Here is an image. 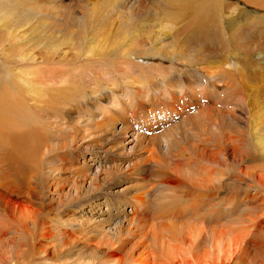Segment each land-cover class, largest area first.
<instances>
[{
  "label": "rangeland",
  "instance_id": "rangeland-1",
  "mask_svg": "<svg viewBox=\"0 0 264 264\" xmlns=\"http://www.w3.org/2000/svg\"><path fill=\"white\" fill-rule=\"evenodd\" d=\"M2 1H12L31 14L27 20L28 28H35L33 36L37 37L36 40L46 37L53 41L57 38V42L62 40L61 42L65 45L60 49L61 51H72V55H77L75 56L77 60L73 61L74 65L63 64L65 71L72 70L71 74L60 73L57 75V81L77 77L78 80H72L67 84V89H77V94L73 98L86 108L80 114L70 115L71 118L60 115L55 119L51 116V112H46L47 109L43 112L40 110L45 106L43 103L31 114L35 120L32 125L37 130L38 124L43 123L39 118L43 119L46 128L44 134L48 135L47 148L43 149L39 157L44 165L41 189L43 188L45 214H42L41 222L45 226V234L52 235L50 238L49 235L47 236L41 248L47 244L52 246L50 249L55 248V253L58 251L57 257L52 252L54 256L46 260L44 256H38L39 261L34 264H154L151 252L156 242L152 239L160 241L158 238L161 236L163 240L166 236L167 224L171 225L170 231L175 232V237L179 233H183L182 236L186 237L187 230L193 228L191 230H194L195 234H191L196 237L195 240L198 239V244L201 242L199 252L194 251L198 258L193 253L191 257L190 254L189 258L185 257L181 252L178 255L180 258L183 256L199 264H221V262L231 264L234 260V264L263 263L264 250L261 253L252 250L250 253L252 257L242 262V257L238 256L235 248L239 240L238 235H242L240 232L232 236L226 233V237L222 239L224 242L216 240L213 242V247L204 245L208 238L206 234V237L203 235L202 229L205 228L202 227L205 226L210 230L213 227L211 225L213 221L209 220V223H205L207 217H201L207 216L202 210L203 205L204 207L206 205L205 202L215 205L214 207L217 208L214 209L219 212H224L223 209L228 208L231 211L232 207L234 208L232 199L237 192H243L245 188L252 196L256 192L255 187H258L251 186L250 179L239 173L241 169L232 165H240L241 153L234 148L240 134L242 132L264 133V78L261 76L256 80L253 73L255 57L259 56L260 52H264V0H175L177 7L165 12L160 10V4L166 3L167 0L161 3L159 0H0ZM218 7L221 9L219 10ZM32 9L36 13L32 12ZM134 10H141L145 15L150 16L147 22L148 28L134 38L122 39L123 17ZM218 16L221 17L218 18ZM94 18L98 24L101 23L94 24L95 28L99 26V30L96 28L97 32L94 27H90L96 22ZM100 19L102 21H99ZM82 28H86V31ZM194 31L199 38L188 46L187 40H190ZM83 32L86 39L82 41ZM78 38L82 41L78 45L79 51L75 47ZM120 42L123 43L118 46ZM111 44H114V48L110 49L112 51L109 50L113 46ZM69 48L70 50H66ZM130 48L138 52L150 51V54L153 51H162V55L155 58L150 56V63L145 66L144 62L134 60L132 56L110 57L112 63L109 65V70L107 68L105 71L106 66L97 64L106 62L109 54L104 57L90 54L91 51L101 54L109 52L113 54L115 51H120V55H128L133 53L129 50ZM186 49L192 56V63L190 57H181L178 60L176 57L174 60L169 55L170 51H186ZM38 51V49L30 51L32 52L30 56L34 57L33 53ZM28 52L20 51L24 56ZM167 52V56L163 55ZM20 53L19 51H0V73L6 70L4 63L9 55L11 54L9 59L17 61ZM143 54L144 52H141L137 56L142 57ZM195 54L196 57L197 54L199 56L195 58ZM14 56L15 58L12 59ZM231 58H236L243 69L241 71L238 69L237 73L231 71L230 74H235L237 77L229 79V77L221 76L220 71L225 62H232ZM31 64V67L36 66L37 69L44 68V65L38 62H31ZM150 67L155 68V71L149 69ZM30 69L26 62H22L16 63L12 70L20 75L22 71L26 72ZM160 69V72H156ZM163 70H170V73L167 71L165 73ZM164 73L165 77H168L166 81L160 76ZM23 79L24 77L21 79L22 82L17 81L18 89L20 91L22 89L21 93L25 91ZM35 81L46 82L39 74L35 77ZM187 86L190 89H187ZM179 89L183 93L187 92L186 89L194 91L187 92L188 95L182 99L179 98L182 96L179 94L181 92ZM86 92V96L83 95ZM94 92L97 95H93ZM196 92L200 94L196 97L201 99L193 98ZM25 96L23 94L24 99H28ZM49 99L50 97L43 96L41 101ZM65 100L72 103L73 99L66 97ZM97 100L99 107L92 108ZM115 101L122 103L123 108L128 106V111L121 119L116 114L121 105L117 106L118 103H114L115 106L113 104L112 107L107 105ZM27 103H25L26 106H28ZM73 104L76 105V102ZM130 104L135 111L130 108ZM100 108H107L105 115ZM67 113L65 112V115ZM103 117L111 126L106 125V120H102ZM111 118L114 121L110 122ZM101 125H103L102 128H100ZM125 133H130L127 139ZM130 141L132 143H129ZM220 150L223 152L221 158L217 152ZM219 159L223 166L227 159L230 169L219 165ZM247 166L250 165L247 164ZM187 167L188 170L191 168L192 173L187 171ZM234 168L237 172H234ZM212 171L214 174L211 173ZM186 172L193 176L188 174L190 178L185 174ZM217 172L219 175L216 174ZM237 174L244 177L243 183L235 182V179L240 177ZM195 177L196 181L192 180ZM259 177L258 174L257 178ZM166 178L176 182L174 190L168 191L167 196L172 201L169 210L160 215L163 218L170 216L169 221L168 216L165 219L168 223L163 219V221L160 220L159 212L154 221L152 219L153 215L156 216L154 209L147 213L142 209L136 212L134 196L139 194L143 197V192L148 191L146 197L149 199L151 194L149 200L151 201L153 197L155 199L158 187H161L159 185ZM205 178L209 183L213 180L210 184H216L217 189L221 180L222 187L218 189V193L209 184H205L202 180ZM197 179L200 185L196 183L198 185L195 184L194 187L198 188L192 189L191 184L197 182ZM177 183L181 185L177 187ZM208 185L212 190L205 189ZM249 185L253 188H249ZM194 190L200 191L199 193L202 194L200 198L197 192L193 193ZM187 194L193 200L185 198ZM238 196L243 202L241 194ZM195 197L198 199H194ZM184 202L187 204L184 205ZM216 203H220L219 207ZM253 205L254 207L262 206L263 200L258 199V203ZM108 206H110L109 210ZM255 210L257 213L262 212L261 208ZM117 212L121 215L115 218L114 215ZM72 219L77 220L76 223L68 222ZM104 219L108 224L102 223L101 226V222L96 223ZM84 220H92L97 225L92 221L84 223L86 222ZM82 222L84 227L80 225ZM153 222H156L158 226L156 224L155 227ZM97 226L99 229H96ZM253 227L244 230L245 234L248 233L250 240L256 235ZM263 227L264 225H261L260 228ZM152 228L156 230L153 231ZM221 229L220 231L227 232V227ZM256 229H258L257 226ZM198 232L202 233L199 238ZM28 233V236H25L29 239L32 232ZM25 236L24 242L16 239V243L19 245L25 243L28 240ZM232 241H235L236 245L233 246ZM167 244L174 247L181 246L175 241H167ZM194 258L197 260L195 261Z\"/></svg>",
  "mask_w": 264,
  "mask_h": 264
},
{
  "label": "bare ground",
  "instance_id": "bare-ground-1",
  "mask_svg": "<svg viewBox=\"0 0 264 264\" xmlns=\"http://www.w3.org/2000/svg\"><path fill=\"white\" fill-rule=\"evenodd\" d=\"M161 1H163V0H159V3H161ZM218 4L219 3H217V5ZM160 6H161L160 10L162 9L163 11L162 10L161 11L165 12V11H170V9H172L173 7H177V4H175V0H167L166 3L160 4ZM53 9H55V8H53ZM218 9H219V7H218ZM31 11L36 13V11H34L33 9ZM140 11L139 10L131 11L128 14L126 13V15L123 17V27H122V33H121V35L123 36L122 39H125V38L127 39V38H132V37L134 38L135 36L139 35L140 33H142L144 30H146L148 28L147 22L149 19L148 17H150V16H147L148 14L145 15L143 11H141V12ZM156 14L159 15L160 13H156ZM216 16H217V14H216ZM216 16H215V18H217ZM30 17H31V14H28V12L25 11V9L21 8L20 5L14 3L12 1L0 2V51H11V52L19 51V53H20V51L21 52L22 51H29L28 54H25V56H24V54L20 53L17 56V61L9 59L10 55L12 54L11 53L9 55V58H7V61L4 63L6 66V67L4 66V68H6V70L4 71V73H3V71L0 73V264H34L36 261H39V260H37V257L41 256V255H42V257L43 256L45 257V260H46V258L49 259L50 257H53L55 254L57 257L58 251L55 253V248H54V250H53V248L50 249L52 247L51 245L47 246V244H46L47 247L44 245L46 248L44 246H43V248H41L43 241L45 239H47V236L49 234L48 235H47V233L45 234V232H44L45 226H43V223L41 222V216H43L45 214V211H44L45 209L43 208V200H44L43 199L44 198L43 197V190H42L43 188L41 189L42 177H44L43 176L44 165H43V161L40 162L39 157H40V154H42L43 149L47 148V144H48V137L47 136L48 135L44 134V132H45L44 129L46 130V128H45V124H44L43 119L41 117L39 118V120H42L40 122H43V123H40L42 125L38 124V130H37V128L32 125V123L35 120L32 118L31 114L34 113L37 110L38 106L43 104V103L45 104V106L40 110L43 112V111H46V109H47L46 112H51V116L55 119L60 117V115L65 117V118H66V116L71 118L70 115L75 116V114H80V112H83L84 110H86V108H84L81 105V102H78L73 98L75 96V94H77V89H67V84L69 82H71L72 80H75V79L78 80V78L72 77L71 79L68 78V80H65V81H61V82L57 81V79H58L57 75L58 74H60V73L71 74L72 70L69 69V71H65L63 69V64H65V63H72L73 64V61L77 60V59H75V56H77V55H72L73 54L72 51H65V52L63 50L61 51L60 49L62 47H64L65 45L63 44V42H61L62 40L61 41L59 40V42H57V40H56L57 38H55V37H54L55 39L53 41L49 40L46 37H43V39L36 40L35 38H37V37L33 36L35 28L34 27L28 28L27 20ZM220 17L218 16V18H220ZM215 18H214V20H215ZM94 19L96 21V18H94ZM99 21H102V20L100 19ZM85 22H83V23L85 24ZM96 22L93 23V26H90V27H94V24H98V22L97 23ZM99 24H101V23H99ZM90 25H92V24H90ZM212 25H213V23H212ZM87 26H88V24H87ZM87 26H84V27L87 28ZM98 27H96V28L98 29ZM217 27H218V25H217ZM236 27H238V26H236ZM86 28H82V29H85L83 31H86ZM96 28H95V30H96ZM223 29H224V27H223ZM90 30H91V28H90ZM98 30H96V32ZM197 31H199V30H197ZM83 34H84V32H83ZM92 35H91V37H92ZM84 37H86L85 34L83 36V39H81L82 41L86 39V38L84 39ZM79 38H81V37H79ZM79 38H78V41H76V43H75V47L77 49L79 48L78 45L82 42V41H79ZM198 38H199V35L197 34L196 31H194L193 34L189 38L190 40H187V45L189 46L190 43L192 44V41H194V40L196 41V39H198ZM207 40H208V38H207ZM55 41L57 42V44ZM122 43L123 42H120V44L118 46H121ZM198 44H200V43H198ZM111 45H113V46H111ZM111 45H110L111 47L109 48V50L111 48L112 49L114 48V44H111ZM205 46H207V45H205ZM198 47H199V45H198ZM131 48L129 50H131L134 54L131 53L128 55H120V51H115L113 54L112 53L110 54V52L106 53V54H101L99 52L96 53V51H91L90 54L91 55L97 54L100 57H104V56L109 54V59L106 62H102V63L97 64L98 66H106L105 71L107 68L109 70V68H110L109 65L112 63V60H110V57L132 56V58L134 60L138 59L139 61H141V63L144 62L143 65L145 66V65H149L150 58H151L150 56H152V57L154 56L153 58H155V57H159L160 55H162V51H153V52L151 51L152 53L150 54V51L138 52V50H136V49L132 50ZM184 48H185V46H184ZM36 49H38L39 51L36 53L35 52L33 53L34 57L30 56V54L32 53L30 51H35ZM202 49H203V47H202ZM66 50H70V48L66 49ZM78 51H79V49H78ZM110 51H112V50H110ZM190 51H191V49H190ZM141 52H144L143 56L138 57L137 54H139ZM167 54H168V52L166 54H163V55L167 56ZM259 54H260L259 56L255 57L256 62H255V65L253 66V70H254L253 73L255 75L256 80H258L261 76H263V78H264V52H260ZM169 55L174 60L176 57H177L176 58L177 60L181 57H183V58L184 57H187V58L192 57L189 55V50H187V49H186V51H170ZM79 56H81V55H79ZM198 56L199 55L197 54V57ZM197 57L195 54V58H197ZM14 58H15V56L12 59H14ZM231 59H232V62H227V63L225 62L224 65L221 66L222 70L220 71L221 76L223 75L225 77H229V79L230 78L232 79L234 76H236L235 74H230L231 71L233 73H237V72H239L238 69L240 71H241V69H243V67L241 65H239L238 60L236 58H231ZM3 60L1 59V61H3ZM84 60H87V62L89 61V59H84ZM228 60H230V59H228ZM14 61L17 64L22 63V62H26L28 67L31 69L27 70L26 72L22 71L20 75L16 74L15 71L12 70V69H14V66L16 65V63H14ZM31 62H38L39 64H43L44 68L37 69V68H35L36 66L31 67V65H32ZM212 62H210V63H212ZM191 63H192V58H191ZM139 65H140V63H139ZM209 67H210V65H209ZM149 69L155 71V68L153 69L152 67H150ZM160 71H161V69L157 70L156 72H160ZM163 71H165V73H166L167 70H163ZM163 71H162V73H163ZM169 71H167V72H169ZM257 71H259V72H257ZM122 72L124 73L123 70H122ZM165 73L160 75V76H162L163 79L166 81L168 79V77H165V75H166ZM38 74L40 76H42V80H45L46 82H36L35 77ZM45 74H47V76H44ZM167 76H169V75H167ZM23 77H24L23 80L25 82V84H24L25 89L23 88V90H25L24 91L25 93L24 92L21 93L22 89H21V91L18 89L19 84L17 86V81L19 80L20 82H22L21 79ZM151 77H153V76H151ZM199 78H200V76H199ZM80 81L83 82L82 80H80ZM194 85H196V84H194ZM83 88H84V86L82 85V89ZM187 89H190V88H188V86H187ZM187 89H186L187 92L194 91V90H192L193 88L191 90H187ZM179 90L181 91V89H179ZM187 92L183 93L181 91L179 94H181L182 96L179 98H182V99L185 98V96L188 95ZM248 93H250V92H248ZM23 94H24V96L27 95L25 97H27L28 99H24ZM86 94H87V92L83 93V95H85V96H86ZM93 95H97V93L94 92ZM202 95H203V93H202ZM43 96H48V97H50V99L43 102V101H41ZM196 96H200V94H198L197 92L193 98H196V100L201 99V97H196ZM66 97L72 98L73 99L72 103L70 101L66 102V100H65ZM248 98H250V97H248ZM73 102H76V105L73 104ZM25 103H27L28 106H26ZM114 103H118V104H116L117 106L121 105V107H118L119 110L116 112V114L118 115V118L121 119L122 116L124 115V113L128 111V106L123 108V106H122L123 104L120 103L119 101L109 102L107 105H111V107H112V105ZM113 106H115V104ZM130 106H131L130 108H133V110L135 111L133 105L130 104ZM67 107H70V109H66ZM94 107H96V108L99 107L98 100L95 103V106H92V108H94ZM115 108H117V107H115ZM100 110H101L102 114L105 115L107 108H100ZM65 112H68V113L65 115ZM48 120H50V119H48ZM102 120L103 121L106 120V125L111 126V124H109V121H107V119H105V117H103ZM47 121H45V122H47ZM111 121H114V119L111 118L110 122ZM48 123H51V122H48ZM47 126L48 125H46V127ZM55 127H57V126H55ZM102 127H103V125L100 126V128H102ZM252 132H255V131H252ZM250 133H251V131H250ZM129 134L130 133H125L126 139H127V137H129ZM132 135H134V134H132ZM237 139L238 140H237V143L234 146V148H235V151H239L241 153L240 157H239L240 158L239 159L240 165H232V167L240 168L241 170L239 173H241L242 176L246 175L250 179V180L249 179L248 180L250 182H252L251 186L256 185L260 188L258 189V187H255L257 190L255 189L256 192L252 196H250V192L246 191L245 188H244V190H242L243 192H241V191L237 192L235 195V198L232 199L234 208L232 207V205H229V207H232V209H231V211L229 208L226 210L223 209V211L225 213L219 212V210L214 209V208H217V207H214L215 205L213 206L212 204L204 201L206 205L204 207V205H203L204 203H202V205H203L202 210L207 214V216H203V217L199 216V217H201V218L207 217L206 221L204 220L205 223H207V222L209 223V220L213 221V223L211 224V225H213V227L210 230H208L204 226L202 228H205V229H202L203 231L202 230H199V231H202L203 235L205 237L207 235L208 240L206 241V243H204V245H208L210 247H213L214 241H216V240L222 241V239L224 240V237H226L225 236L226 233L231 234V236L234 235L236 232L242 233V235H238V237H237V238H239L238 242L236 243L237 245L235 244V241H232V242H234L233 246H234V244L236 245L235 248L237 249V252L239 254L238 256L242 257L241 260H242V262H244V261L249 260L252 257L250 255L252 250H255V252L259 251L260 253L264 250V227L260 228L261 225L262 226L264 225V205H262V206H256L255 205V207L253 205L254 203H258V199L263 200V204H264V133H262V132L256 133L255 132L254 134H249V133L242 132V134H240V137ZM129 143H132V142L130 141ZM217 152H218V155H220L219 158H221V155L223 153L222 150L217 151ZM212 156H214V155H212ZM234 156H235V153H234ZM214 159H215V157H214ZM218 161H219V165H221L220 159ZM199 164H200V162H199ZM247 164L250 166L248 167ZM187 165H189V164H187ZM221 166H223V165H221ZM223 167L230 169L227 159H226L225 165ZM222 170H224V169H222ZM235 170H234V172H237V169H235ZM187 171L190 172L192 170H191V168H189V170H188V167H187ZM196 171H197V169H196ZM190 173H192V172H190ZM190 173L186 172L185 174L191 175ZM211 173L214 174L213 171ZM218 173L219 172H217L216 174H218ZM258 174L260 176L259 178H257ZM237 175L240 176V174H237ZM191 176H193V175H191ZM191 176H189V177L191 178ZM242 176H240L239 179L238 178L235 179V182H237L239 184L243 183V181H245V180H244V177H242ZM204 177H205V175H204ZM247 177H245V178H247ZM195 179H196V177L193 178L192 180H195ZM215 179H216V177H215ZM202 180L205 181V184L206 183L209 184L214 190L216 189L217 193H218V189L220 187H222V185H221L222 182L220 179H219L220 181H219L218 189L215 186L216 184H214V185L210 184V183H213V182H211L213 180H211L210 183L206 181L207 180L206 178L202 179ZM174 183H176V182H174V180H171L168 178L163 180V183L161 185H159L162 188L158 187V189H159L158 191L155 188V190L157 191V194L155 195L156 198L154 199V197H153V199H151V201L149 200L151 194L149 195V199L146 197V195L148 194V191L143 192L144 193V194H142L143 197L139 196V194L135 195L133 198L134 199L133 201L136 203V206H135L136 212L139 209H142L147 213V212H151L152 209H154V211H156V213H155L156 216L153 215L152 219H154V221H155L156 217L158 215V212H159L158 216L160 217V220L161 221L164 220V222H166L170 216L167 215L168 216L167 217L166 215H164L167 217V220H165L166 217L163 218V216H160V215H163L162 212H167V210H169V207H170L172 201H171L170 197L167 195H169L168 193L171 192L172 191L171 189H173L175 187ZM196 183H198L200 185L198 179H197V182H194L193 185L190 182L192 189L198 188V187L197 188L194 187ZM179 184L181 185V183L176 184L177 187L180 186ZM198 184H196V185H198ZM209 185L206 186L207 188L205 187V189L212 190L209 187ZM251 186L249 185V188H251ZM185 188H186V186H185ZM150 191H152V190H150ZM216 191H213V192L216 193ZM234 191H236V190L234 189ZM237 191H239V190L237 189ZM165 192H166V194H164ZM173 192H175V191H173ZM184 192L187 193V191H184ZM188 192H189V190H188ZM195 192H197L198 198H200V196L202 195L201 193H199L200 191L194 190L193 193H195ZM202 192H204V191H202ZM183 194H185V193H183ZM188 194H187V196H184V195L183 196L187 199H190ZM238 194H241L242 198L244 199L243 202L241 201V199L239 200ZM173 195H174V193H173ZM206 196H208V195H206ZM198 198L195 197L194 199H198ZM211 199L213 200V197ZM146 200H147V202H146ZM190 200H193V198H191ZM190 200L189 201L187 200L188 203L189 202L191 203ZM217 203H218V201H217ZM220 203L217 204L216 206L219 207ZM186 204H187V202L184 205H186ZM98 206H99V204H98ZM257 208H261L262 212L258 211V213H261V214L257 213V211L255 210ZM109 209H110V206H108V210ZM193 209H195V208H193ZM164 214H166V213H164ZM119 215H121V213L117 212V214H115L114 216L116 218V217H119ZM220 216H222V217L225 216V217L220 220V218H222ZM137 218H138V216H137ZM72 220H69L68 222L73 224V222L76 223V221H77V220L74 221L75 219H72ZM157 220L159 221L158 218H157ZM84 221H86L84 223H87V222H91L92 220H84ZM158 221H157V223H158ZM168 221H167V223H168ZM92 222H94V221H92ZM100 222H101V226H102V223H103V225L108 224L107 220L105 221V219L102 221H99V222L96 221L97 224L98 223L100 224ZM191 222H194V221L191 220ZM202 222H203V219H202ZM141 223H142V221H141ZM153 223L155 224L154 226L156 227L157 223L156 222H153ZM94 224H95V222H94ZM97 224H95V225H97ZM80 225L82 227L85 226V225L83 226V222H82V224L80 223ZM164 225H166V224H164ZM224 225L227 227V232L220 231L221 227H222V229H223V227L226 228ZM253 225H256L258 227V229H256V226L253 227ZM154 226H152V227H154ZM157 226H158V224H157ZM167 227H165V230H166L165 235L166 236L164 235L165 237H163V240H161L162 239V238H160L161 236H159V238L156 237V238L160 239V241L158 239H157L158 241H156V239H152L153 242H154V240L156 242L155 248H153L152 252H151V256L153 257L154 264H199L198 262H196V263L193 262L194 260L191 261L190 259L185 258L186 256H188V258H189V254L191 257L192 253L194 255H196L195 253H198L199 248L201 247V242H200V244H198L197 243L198 239L195 240L196 237H194V235H193V234H195V232H193L194 230H191L193 228L190 229V226H188V228L190 230H187L188 235H186V237L182 236L183 233L182 234L179 233V235L178 236L176 235L177 237H175V235H174L175 232L172 233V231H170L172 228L171 225L168 226V224H167ZM169 227H170V229H169ZM252 227L255 228V230L253 232L256 235H255L254 239L252 238V240H250L248 235H247L248 233L246 232V234H245L244 230L249 229V228L252 229ZM96 229H99V227ZM155 230L153 229V231H155ZM29 231L32 232V234ZM210 231H211V233H209ZM28 232L31 234L30 235L31 238L29 237V239L27 237ZM253 232H252V234H253ZM191 233H193V234H191ZM240 233H238V234H240ZM196 234H197V232H196ZM200 234H202V233L198 232V238H199ZM25 235H27V236H25ZM51 235H49V238L51 237ZM184 235H185V233H184ZM15 236H18V237H15ZM24 236L28 240L25 241V243H23L21 245L17 244L16 239L24 242ZM207 238H205V239H207ZM231 239H232V237H231ZM49 240H51V239H49ZM167 241L168 242L175 241V242L181 244V246L180 245L175 246V247L173 245L169 246L170 244H167ZM222 242H224V241H222ZM151 247H152V245H151ZM204 247H206V246H204ZM252 247L254 249H252ZM148 249H149V247H148ZM180 249H182V251H180ZM208 249H210V248H208ZM56 250H57V248H56ZM195 250H197V252L194 253ZM52 252L54 255L52 254ZM180 252L182 254H184L185 257L182 256L180 258L178 256L180 254ZM196 257H197V255H196ZM194 259H195V261L197 260L196 258H194ZM147 260H149V259H147ZM199 260H200V257H199ZM236 260H238V259L236 258ZM228 261L230 262V260H228ZM254 261H252V262H254ZM239 263H241V261ZM263 263H260V264H263ZM217 264H220V263H217ZM221 264H226V263L221 262Z\"/></svg>",
  "mask_w": 264,
  "mask_h": 264
}]
</instances>
